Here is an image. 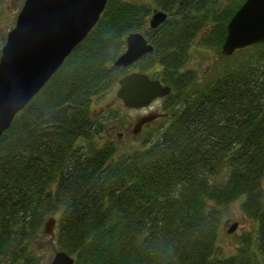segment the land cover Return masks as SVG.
Here are the masks:
<instances>
[{
  "label": "trees",
  "instance_id": "16d2710c",
  "mask_svg": "<svg viewBox=\"0 0 264 264\" xmlns=\"http://www.w3.org/2000/svg\"><path fill=\"white\" fill-rule=\"evenodd\" d=\"M242 1H106L0 135V264H38L32 243L54 213L51 236L72 264L264 263V43L218 51L200 78L183 68L194 34L218 48ZM152 9L166 13L155 28ZM135 31L152 50L133 66L169 92L161 121L117 154L113 141L96 143L104 123L90 105L128 73L113 61ZM234 201L255 222L254 242L220 256Z\"/></svg>",
  "mask_w": 264,
  "mask_h": 264
},
{
  "label": "water",
  "instance_id": "95a60500",
  "mask_svg": "<svg viewBox=\"0 0 264 264\" xmlns=\"http://www.w3.org/2000/svg\"><path fill=\"white\" fill-rule=\"evenodd\" d=\"M107 0H23L0 46V135L14 115L36 94L62 64L66 56L96 23ZM166 13L152 9L148 27L163 22ZM124 50L113 64L128 67L152 46L140 32L126 34ZM264 43V0H243L225 25L219 53L230 55L246 46ZM167 85L147 74L132 71L117 80L115 96L123 106L143 108L166 95ZM155 111L140 115L134 121L132 134L141 125L162 116ZM54 218L43 223V233L51 235ZM237 223L226 229L231 232ZM63 251H54L48 264H72Z\"/></svg>",
  "mask_w": 264,
  "mask_h": 264
},
{
  "label": "rangeland",
  "instance_id": "374dc122",
  "mask_svg": "<svg viewBox=\"0 0 264 264\" xmlns=\"http://www.w3.org/2000/svg\"><path fill=\"white\" fill-rule=\"evenodd\" d=\"M127 1L136 3L148 2L152 8L154 5L152 0ZM22 2L23 0H0V46L4 41L6 32L12 27L15 16ZM203 35L204 30H199L190 40L187 60L183 66L184 69L194 70L197 78L204 75L213 62L217 65V60L219 59L218 51L220 45L216 48L211 44H206L202 40ZM133 64L134 63L127 67L128 73L137 71L135 68L136 66L134 67ZM116 88L117 83L100 97H94L90 108L96 115H101V117H103L100 119H103L104 129L102 130V134L95 138L96 143L102 144L104 141H113L116 145V153L118 154L125 149H130L131 147L140 144L145 132L148 130L147 128L155 126L154 124H148L149 127H147L143 124L140 131L136 134L131 133L132 125L140 115L146 113L148 110H155L157 113H161V101L160 99L154 100L148 107L128 108L123 106L121 101L116 98ZM110 111L114 112L115 118L111 119L108 117L109 115L106 113ZM164 116L165 114L156 117L158 118L155 121L156 124L159 123ZM151 121L147 123H150ZM262 186L264 187V179L262 181ZM56 215L57 214L54 213L45 216L44 222L48 217L56 218ZM222 221L224 223H222V228L217 239V253L220 256H229L238 253L242 244L249 245L251 241L254 242V234L256 232L255 222L242 215L237 201L230 203L226 207ZM232 222L237 223L236 227L231 232H226V229ZM245 238H247V241H245ZM32 249L34 250L38 264H48L53 252L58 251L53 236L44 234L43 232H40L36 237V240L32 243ZM260 264L264 263L260 262Z\"/></svg>",
  "mask_w": 264,
  "mask_h": 264
},
{
  "label": "flooded vegetation",
  "instance_id": "af4514ba",
  "mask_svg": "<svg viewBox=\"0 0 264 264\" xmlns=\"http://www.w3.org/2000/svg\"><path fill=\"white\" fill-rule=\"evenodd\" d=\"M160 98H162V97H158V98H156V99H154V100H157V99H160ZM154 100H152L151 102H153ZM151 102H150V103H151ZM150 103H149V105H150ZM149 105H148V106H149ZM148 106H146V107H148ZM152 111H155V110H148L147 112H152ZM147 112H146V113H147ZM155 112H156V111H155ZM141 127H142V125H141Z\"/></svg>",
  "mask_w": 264,
  "mask_h": 264
}]
</instances>
